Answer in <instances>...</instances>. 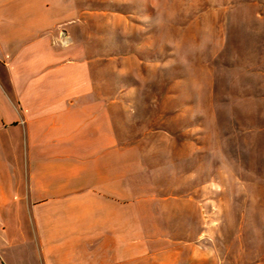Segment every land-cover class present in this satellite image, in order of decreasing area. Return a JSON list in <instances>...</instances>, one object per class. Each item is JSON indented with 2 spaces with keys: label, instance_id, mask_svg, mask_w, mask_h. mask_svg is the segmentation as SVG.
<instances>
[{
  "label": "crops",
  "instance_id": "crops-1",
  "mask_svg": "<svg viewBox=\"0 0 264 264\" xmlns=\"http://www.w3.org/2000/svg\"><path fill=\"white\" fill-rule=\"evenodd\" d=\"M92 12L0 0V264H206L186 240L194 198L148 143L158 132L121 130V101L101 92Z\"/></svg>",
  "mask_w": 264,
  "mask_h": 264
},
{
  "label": "rangeland",
  "instance_id": "rangeland-1",
  "mask_svg": "<svg viewBox=\"0 0 264 264\" xmlns=\"http://www.w3.org/2000/svg\"><path fill=\"white\" fill-rule=\"evenodd\" d=\"M84 3L121 130L158 132L165 183L194 198L189 245L264 264V0Z\"/></svg>",
  "mask_w": 264,
  "mask_h": 264
}]
</instances>
